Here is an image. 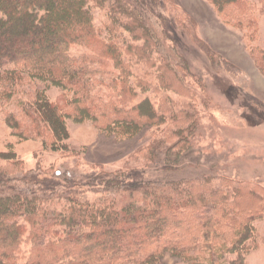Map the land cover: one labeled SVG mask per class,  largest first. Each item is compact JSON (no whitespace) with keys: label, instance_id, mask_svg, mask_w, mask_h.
Instances as JSON below:
<instances>
[{"label":"trees","instance_id":"16d2710c","mask_svg":"<svg viewBox=\"0 0 264 264\" xmlns=\"http://www.w3.org/2000/svg\"><path fill=\"white\" fill-rule=\"evenodd\" d=\"M131 1L137 10L127 0H0V113L16 136L67 151V118L122 136L163 125L143 150L145 166L164 154L163 170L177 171L197 136V113L172 95L188 70L178 76L179 62L163 55L142 18L165 0ZM206 1L225 25L250 42L258 38L255 10L260 3L264 13V0ZM160 25L165 38L179 40L168 18ZM255 46L250 53L264 73V48ZM33 79L64 89L61 97L51 102ZM19 165L12 159L0 168V264H158L167 252L191 264H243L245 254L237 263L228 256L247 249L253 220L264 212L257 190H249L252 204L243 203L230 180L160 184L145 179L143 168L61 181ZM89 192L103 195L91 201ZM191 216L193 223L181 221Z\"/></svg>","mask_w":264,"mask_h":264},{"label":"rangeland","instance_id":"374dc122","mask_svg":"<svg viewBox=\"0 0 264 264\" xmlns=\"http://www.w3.org/2000/svg\"><path fill=\"white\" fill-rule=\"evenodd\" d=\"M127 1L131 10H137L136 4ZM257 6L259 36L254 42L245 32L225 25L206 0H165L163 7L142 15L163 55L179 62L178 76H183L184 66L188 70L172 95L181 105H190L186 111L197 113V136L188 150L181 153L177 171L163 170L167 164L164 154L158 163L145 166L143 150L150 141L161 138L159 127L163 125L144 126L132 135L122 136L119 132H101L92 122L67 118L63 121L67 138L61 141L67 151H52L44 148L41 140L16 136L1 113L0 168L15 159L23 172L45 178H52L56 172L61 181L70 176L86 181L95 174L143 168L145 179L160 184L209 178L218 187L221 181L230 180L227 188L237 191L243 203L252 204L248 196L250 188H254L264 206V73L250 53L255 45L264 48V13L262 5ZM155 13L159 16L155 17ZM93 14L97 25H102V11L95 9ZM119 16L126 18L122 13ZM161 17L169 19L179 35L178 41L165 38ZM126 36L129 39V34ZM143 43L144 39L137 41L139 45ZM33 80L48 88L46 94L51 102L61 97L64 89L45 80ZM173 141L168 144L172 152L177 150L172 148ZM102 195L89 192L87 198L95 201ZM197 214L201 220L206 216ZM191 217L181 221L193 223ZM253 228V234L249 232L245 241L247 249L232 253L229 260L242 262L241 255L245 254L243 264H264V212L253 220ZM158 264L191 262L167 252Z\"/></svg>","mask_w":264,"mask_h":264}]
</instances>
